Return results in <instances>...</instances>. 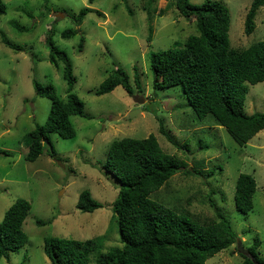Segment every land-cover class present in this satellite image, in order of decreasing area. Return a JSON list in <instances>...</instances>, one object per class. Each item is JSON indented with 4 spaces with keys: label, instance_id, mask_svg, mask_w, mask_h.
Instances as JSON below:
<instances>
[{
    "label": "rangeland",
    "instance_id": "rangeland-1",
    "mask_svg": "<svg viewBox=\"0 0 264 264\" xmlns=\"http://www.w3.org/2000/svg\"><path fill=\"white\" fill-rule=\"evenodd\" d=\"M3 1L0 221L17 198L28 200L31 208L22 225L28 237L26 243L18 251H9L8 258L2 257L0 264H50L43 250L44 238L49 236L80 240L100 237L103 249L120 246L111 207L119 184L103 164L113 140L149 134L156 136L163 151L185 163L149 197L190 219L214 216L208 202L212 198L229 219L244 249L255 237L259 238L257 251L264 259V128L241 146L223 126L214 124L211 116L196 119L180 86L156 90L152 84L150 54L173 47L176 42L182 44L187 36L196 34L193 18L179 15L174 0ZM204 1L190 0L195 4ZM218 1L230 11L228 33L232 47L244 48L264 40V5L257 11L254 30L245 34L244 18L251 0ZM83 7L90 10L76 25L73 17ZM160 8L163 15L157 13ZM68 28L77 31L63 37L61 32ZM50 31L55 45L65 50L72 62L76 78L73 92L84 103V116L70 117L74 137L50 135L53 155L46 144L34 161H28L27 134L45 122L51 104L49 98L35 94L34 81L51 83L57 95L66 98L62 65L57 68L48 60L45 37ZM80 37L83 47L78 51ZM3 38L11 45L5 44ZM116 67L129 75L133 94L121 85L108 93L95 94ZM135 74L141 88L135 84ZM244 110L248 114L264 113V81L248 85ZM160 124L167 135L159 131ZM193 168L203 173L195 175ZM208 170H212L211 176ZM240 173L251 174L256 182L253 208L248 213L235 206V184ZM85 189L102 204L100 207L89 212L77 207L78 195ZM236 243L209 257L205 264H239L242 256ZM89 264H96L92 257Z\"/></svg>",
    "mask_w": 264,
    "mask_h": 264
},
{
    "label": "trees",
    "instance_id": "trees-1",
    "mask_svg": "<svg viewBox=\"0 0 264 264\" xmlns=\"http://www.w3.org/2000/svg\"><path fill=\"white\" fill-rule=\"evenodd\" d=\"M174 4L179 15L194 19L196 34L187 36L182 44L176 42L173 47L150 54L153 87L157 90L180 86L196 119L202 121L211 116L214 124L223 126L243 146L264 128V113L248 114L244 110L248 85L264 81V40L244 48L232 47L228 33L230 11L222 1L205 0L195 4L190 0H174ZM263 5L264 0H251L244 18L245 34L254 30L255 16ZM89 10V7L81 8L73 17L74 23L79 25ZM147 10L151 16L152 12ZM5 11L6 4L0 0V16ZM157 13L163 15V9ZM150 30L151 25L148 40ZM76 31V28H68L61 35L69 37ZM3 42L11 45L6 38ZM45 43L49 46L50 63L57 68L62 65L66 98L59 97L51 83L43 85L34 81L35 94L49 98L51 104L45 122L37 124L27 134L25 159L28 161H34L46 144L47 151L53 155L55 149L50 135L74 137L76 131L70 117L84 116V103L73 92L76 78L67 52L55 45L52 31L46 35ZM82 47L83 37H80L78 51ZM134 81L138 88L142 87L137 74ZM118 85L133 94L129 75L120 67H116L94 93H108ZM159 131L167 135L162 124ZM103 165L119 184L111 207L121 245L103 249L100 237L83 240L45 237L43 250L50 264H89L91 257L96 264H205L209 257L239 241L229 219L212 198H208V202L214 216L190 219L149 197L185 166L183 161L162 150L154 134L113 140ZM192 170L195 175L203 173L200 169ZM212 174V170L207 171L208 176ZM255 189L251 174L238 175L234 193L237 210L242 213L252 210ZM76 205L81 211L89 212L102 204L85 189L78 195ZM30 208L28 200L17 198L5 212L0 221V259L8 258L9 251H18L26 243L28 237L22 225ZM259 243V238L255 237L246 253H240L239 264H264L257 251Z\"/></svg>",
    "mask_w": 264,
    "mask_h": 264
},
{
    "label": "water",
    "instance_id": "water-1",
    "mask_svg": "<svg viewBox=\"0 0 264 264\" xmlns=\"http://www.w3.org/2000/svg\"><path fill=\"white\" fill-rule=\"evenodd\" d=\"M136 101H137L138 103H141V102H142V99H137ZM44 141H46V139H44ZM236 247H237V249H238V251H239L240 253H243V254L246 253V249H244V248L242 247V245L240 244L239 241L236 243Z\"/></svg>",
    "mask_w": 264,
    "mask_h": 264
}]
</instances>
